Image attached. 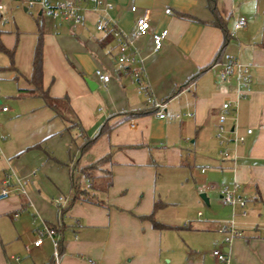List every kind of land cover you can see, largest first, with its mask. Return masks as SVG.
Wrapping results in <instances>:
<instances>
[{
    "label": "crops",
    "instance_id": "crops-1",
    "mask_svg": "<svg viewBox=\"0 0 264 264\" xmlns=\"http://www.w3.org/2000/svg\"><path fill=\"white\" fill-rule=\"evenodd\" d=\"M106 1L113 10L105 16L130 41L127 53L135 63L127 68L116 61V39L105 40L106 32L96 30L103 14L85 12L80 23L59 22V27L95 26L94 40L61 39L41 31L42 89L60 101V115L28 94L23 114L0 111V188L5 179L12 188L0 201V264H51L48 238L32 246L43 225L58 229L59 264H171L167 232L174 228L165 212L183 197L181 179L187 182V174L196 193L200 189L210 196L204 201L206 218L182 226L186 247L198 249L209 241L229 264H264V0H216L231 40L215 64L223 34L211 25L206 0ZM144 9L150 10V29L134 36ZM239 18L246 24L235 30ZM162 30L167 35L155 51L152 34ZM229 61L249 67L248 90L242 95L234 75L219 79ZM138 68L148 96L134 81ZM96 70L109 82L101 83ZM30 72L18 74L25 89L31 88ZM154 101L166 104L163 119L155 115ZM226 102L225 111L221 106ZM221 114L226 133L220 146ZM234 134L243 142L234 145ZM85 139L92 143L82 152ZM108 154L110 186L105 189L101 178L90 188L98 204L74 200L72 175ZM234 184L245 200L242 209L216 199ZM151 213L161 228L141 218ZM231 222L239 236L225 243L227 234L220 229ZM211 256L213 262L202 264H224Z\"/></svg>",
    "mask_w": 264,
    "mask_h": 264
},
{
    "label": "rangeland",
    "instance_id": "rangeland-1",
    "mask_svg": "<svg viewBox=\"0 0 264 264\" xmlns=\"http://www.w3.org/2000/svg\"><path fill=\"white\" fill-rule=\"evenodd\" d=\"M29 1L31 0H0V44L7 51L4 52L0 49V106L5 105L10 112L16 110L19 114H23L27 110L30 98L25 95L20 96L23 93L19 90L25 89L28 85L18 74L21 73L24 76L30 72L31 55L39 26H41L44 36L53 35L61 39L67 36L75 41L79 39L94 40L99 33L95 31V26H88L86 30H82L67 28L68 25L61 23V27H59L58 21H53L45 14L39 16L37 7L28 8ZM25 9L27 10L25 11ZM9 51L13 53L12 64ZM11 66L15 69L12 70ZM14 75H17V79H13ZM186 177L188 179L185 183L181 179L184 189L183 197L179 198V201H176L174 205L169 206L165 212L174 228L167 232L171 264H202L203 260L213 262L212 251L218 249H215L209 241L207 244L210 246L199 244L198 249L190 250L186 247L188 237H186L185 229L182 226H186L188 223L195 224L206 218L208 204L200 195L203 194L207 200L210 196L209 191H206L207 194L196 193L190 175L187 174ZM173 179L175 184L180 178L177 175ZM159 181L161 180L159 179ZM216 199L220 202L217 196ZM213 233L208 234L206 238L210 239L214 235Z\"/></svg>",
    "mask_w": 264,
    "mask_h": 264
},
{
    "label": "built area",
    "instance_id": "built-area-1",
    "mask_svg": "<svg viewBox=\"0 0 264 264\" xmlns=\"http://www.w3.org/2000/svg\"><path fill=\"white\" fill-rule=\"evenodd\" d=\"M28 8L37 7L40 14H45L53 21L58 22H73L78 24L83 19V13L92 11V12H100L103 14V17L99 19L96 24V30L99 32H107L108 30H113V36L118 43V54L116 56V61L121 65L131 66L135 63V58L133 55L127 53V48L130 45V41L128 39H124L123 33L118 31L114 24L106 18L105 15L109 13V11L113 10V5L107 2L106 0H31L27 3ZM135 8H132L134 11ZM245 20L243 18H239L235 24V30L241 29L245 27ZM150 29V10L144 9L138 18L135 21V29L134 36H144L148 33ZM167 35L166 30H162L158 33L152 34V42L155 51H158L162 42ZM96 78L103 84L109 82V76L102 73L100 70H96L94 72ZM234 75L237 80V85L239 88V94L242 95L243 91L248 90V82H249V67L247 65L241 64L236 61H229L225 64V70L222 74L219 75V79L221 81H226L228 77ZM134 81L141 90L148 96V88L147 84L143 78V74L141 69H136L133 71ZM230 104L228 102L224 103L221 107L223 110H227ZM152 108L155 110V115L163 119L165 117L166 104L163 102L154 101L152 103ZM0 111L5 113L8 111L7 107H1ZM189 116L190 114L187 113ZM176 118H179L176 115ZM226 120L225 114H221L218 117L219 125L217 127V139L219 140V145H223V134L226 133V129L223 127V124ZM251 130L248 129L246 134H250ZM244 137L241 135L234 134L232 137V142L234 145L242 143ZM224 156H226L225 152H221ZM203 171V170H202ZM238 185L234 184L230 188H225L220 192V203L223 206H229L231 208L239 207L243 208L245 206V200L238 196ZM11 185L8 179H5L2 182V186L0 188V201L5 200L9 197L11 191ZM201 192V190H198ZM245 213L243 212V215ZM198 215H200L198 213ZM221 232L226 233L227 236L224 238L225 243H229L234 237L239 236V233L234 229L233 223L231 222L228 226H223L220 229ZM45 238H48L51 241L53 247V263L59 264V252H58V233L54 228L43 225L41 228L37 229L35 239L32 242L33 247H40ZM213 257L216 259L218 263L229 264V260L223 252L220 250L212 251ZM12 260L17 261L18 258L12 257Z\"/></svg>",
    "mask_w": 264,
    "mask_h": 264
},
{
    "label": "trees",
    "instance_id": "trees-1",
    "mask_svg": "<svg viewBox=\"0 0 264 264\" xmlns=\"http://www.w3.org/2000/svg\"><path fill=\"white\" fill-rule=\"evenodd\" d=\"M206 8L212 15V22L211 25L215 26L216 28L220 29L223 34V42L220 47V50L217 53V56L213 60V64L217 63L222 50L224 49L225 45L231 40V35L226 31L225 29V23L222 19L220 13L217 10L216 7V0H206ZM182 19H188L192 21H197L193 18H190L186 15H179ZM113 31L108 30L105 35V40H111L114 39ZM42 32H41V26H39L38 35L36 38V43L33 49V55L31 60V72L27 79V82L31 86L30 89H20L19 92H22L24 95H31V96H38L42 98L45 102V105L48 106L51 110L55 112V114L60 115L57 104L60 103L58 99H53L47 95L46 92L42 89ZM0 49L4 52H7L6 49L0 44ZM9 56L11 58V64H12V56L13 53L9 51ZM212 64V63H211ZM129 66H127L128 68ZM11 69L14 70L15 68L11 66ZM201 70L200 72H202ZM66 101V99H63ZM153 109V108H152ZM92 143L91 140L85 139L83 144L80 146L81 151L84 152L88 149L89 145ZM111 165V156L105 155L101 157L100 159L94 161L91 164H88L86 166H83L78 169L77 176L72 175L71 177V185L73 188L74 193V200L76 201H85L90 203L98 204L95 200V193H93L90 189L91 184L96 179H104V188H108L111 184L109 178H110V171L107 170L106 166ZM88 185V189L85 188L84 185ZM143 219H148L152 227L154 229H159L162 227L161 224L157 223L153 219V214L151 213L149 216L141 217ZM58 232V229H55ZM59 248V246H58ZM51 264H54L53 261Z\"/></svg>",
    "mask_w": 264,
    "mask_h": 264
},
{
    "label": "water",
    "instance_id": "water-1",
    "mask_svg": "<svg viewBox=\"0 0 264 264\" xmlns=\"http://www.w3.org/2000/svg\"><path fill=\"white\" fill-rule=\"evenodd\" d=\"M87 84L91 88L92 82L88 80ZM200 197L205 201V196L203 194H201Z\"/></svg>",
    "mask_w": 264,
    "mask_h": 264
}]
</instances>
